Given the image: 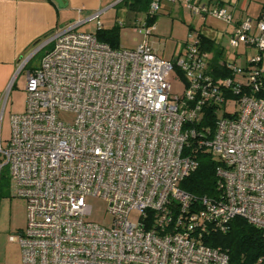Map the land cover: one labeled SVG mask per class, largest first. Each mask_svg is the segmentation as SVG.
<instances>
[{"label":"built area","instance_id":"1","mask_svg":"<svg viewBox=\"0 0 264 264\" xmlns=\"http://www.w3.org/2000/svg\"><path fill=\"white\" fill-rule=\"evenodd\" d=\"M170 1L231 25L228 46L243 51L231 60L221 45L216 57L192 28L167 60L150 43L155 23L135 25L144 41L128 49L80 30L79 20L20 64L42 52L26 71V109L11 116L6 147L0 118V177L7 166L11 194L27 209L22 264H230L209 235L242 217L264 237V15L234 22L226 5ZM199 149L218 162L214 196L182 188ZM89 196L107 202L111 226L90 219Z\"/></svg>","mask_w":264,"mask_h":264},{"label":"crops","instance_id":"2","mask_svg":"<svg viewBox=\"0 0 264 264\" xmlns=\"http://www.w3.org/2000/svg\"><path fill=\"white\" fill-rule=\"evenodd\" d=\"M66 1L68 3L67 7H60L54 0H0V107L13 80L20 76L26 69H33L38 65L37 63H30L40 52L29 59L24 68L19 71L22 61H24L33 52L35 47L57 27L64 26L73 21H85L79 26L81 30L83 25L91 22L88 18L98 11L101 12V17L106 14L110 8L123 7L129 12V10L122 5V0ZM206 1L211 4L229 6L233 12L234 22L239 21L245 16L257 19L264 15V0ZM180 3L185 7L182 2ZM252 10L256 13L255 17L250 15ZM117 19L118 15L115 17V23L118 22ZM147 21V14L145 13L144 22ZM119 23L124 25L123 21ZM191 27L195 28L191 25L189 31ZM228 27L229 26H227V28ZM96 29L82 31L95 32ZM200 33L202 32L200 31ZM213 39L224 46V43L219 41L216 37ZM225 56H227V54ZM25 109L26 104L22 112H24ZM8 180L9 191L11 192V185ZM1 181L2 178L0 177V211L3 204H8V202L13 208V200L8 197V192L3 190ZM18 214L14 213V210H12L11 214L9 213L8 221L5 222L0 213V264H22V251L17 237L24 231L27 225L26 204L25 208L23 207L22 210L19 209Z\"/></svg>","mask_w":264,"mask_h":264},{"label":"rangeland","instance_id":"3","mask_svg":"<svg viewBox=\"0 0 264 264\" xmlns=\"http://www.w3.org/2000/svg\"><path fill=\"white\" fill-rule=\"evenodd\" d=\"M254 12L255 11L252 10L250 13L252 17L256 16V13ZM157 13V20L155 22L156 30L150 37V43L156 49L157 53L164 59L173 60L180 55L184 42L188 39L189 28L191 25L194 26L196 30H200L202 33L213 38L216 37L219 41H222L224 43L223 45L227 48V58L232 60L234 59L235 53L243 51V47L233 49L228 46L229 36L224 33L227 25L222 20L213 17L202 19L193 14L189 9L183 7L180 2L173 3L170 0H161L160 9ZM117 15V21H123L124 24L121 27L119 34L120 47L128 49L137 47L144 41V37L134 30V26L144 23L145 13H134L132 11L128 12L123 7H116L110 8L108 12H106V14L102 17L100 16L98 20L105 28H109L114 25V20ZM98 20H94L83 25L81 30L96 29L97 22H99ZM232 28L233 27L230 25L227 30L230 32ZM250 52L254 53L255 49H251ZM40 53L34 57L30 64H38L40 62L42 52ZM246 60L247 54L236 59L237 63L242 66L245 64ZM26 71L27 69L23 71L20 76H16L17 78L13 80L0 107L2 144L4 147H6L9 142V138L11 137V116L22 112L27 101ZM59 117L66 123H72L74 120V114L71 112H60ZM8 172V167H4L2 171V175L4 177L2 178L1 184L3 186V190L8 192V197L13 200V208L9 202L8 204L4 203L1 207L0 213L2 214V218L5 222L8 221L9 213L11 214L12 210H14V213L18 214L19 209L22 210L23 207L25 208L24 201L19 197H14L9 191V185L7 182ZM87 203L91 206L92 210L90 215L91 220L106 226H111L113 216L108 211L107 202L104 199L89 196L87 198ZM136 216V213L132 214V218Z\"/></svg>","mask_w":264,"mask_h":264},{"label":"trees","instance_id":"4","mask_svg":"<svg viewBox=\"0 0 264 264\" xmlns=\"http://www.w3.org/2000/svg\"><path fill=\"white\" fill-rule=\"evenodd\" d=\"M152 1L122 0V5L134 13H146L147 23L153 24L157 20L158 13H149ZM122 26L116 22L110 28L96 29L94 34L100 41L110 44L113 48H119V34ZM200 37L204 48L213 51L216 57L223 55L222 46L215 39L202 33H200ZM209 123L214 125L213 119ZM191 152L198 162V167L183 181L182 188L196 196L216 195L218 191L217 160L209 151L203 149ZM3 177L1 175V178ZM206 242L212 247H220L225 250L229 255L230 264H264V237L262 232L242 217L234 218L230 222L227 232H216L209 235Z\"/></svg>","mask_w":264,"mask_h":264},{"label":"water","instance_id":"5","mask_svg":"<svg viewBox=\"0 0 264 264\" xmlns=\"http://www.w3.org/2000/svg\"><path fill=\"white\" fill-rule=\"evenodd\" d=\"M60 7H67V1L66 0H54Z\"/></svg>","mask_w":264,"mask_h":264}]
</instances>
